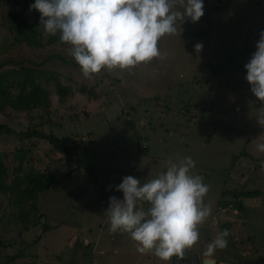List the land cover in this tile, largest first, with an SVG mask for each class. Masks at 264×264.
<instances>
[{
    "label": "rangeland",
    "instance_id": "374dc122",
    "mask_svg": "<svg viewBox=\"0 0 264 264\" xmlns=\"http://www.w3.org/2000/svg\"><path fill=\"white\" fill-rule=\"evenodd\" d=\"M213 1L227 3L210 13L207 8L213 5L203 3L204 15L198 22L188 17L178 20L177 34L158 43L166 57L130 70L104 69L86 79L65 43L44 47L19 43L1 50L0 62L41 63V68L56 71L62 83L71 86L73 93L59 99L54 85H48L51 120L44 130L67 143L86 138L78 156L96 168L93 176L86 168L77 170L74 159L43 138H0V151L5 152L10 170L16 165L13 150L26 146L34 167L49 166L58 180L38 193L39 222L24 230L20 220L11 218L4 231L0 226V244L5 246L0 254L22 252L9 264H170L152 252H137L128 233L110 232L101 202L104 193L115 192L124 177L133 176L143 184L166 171L169 159L185 157L195 161L190 174L202 176L208 185L204 204L211 207V215L198 226V243L186 251L203 256L207 245L227 229L228 220L232 222L228 246L207 259L264 264V152L257 150L264 143V101L250 91L244 67L264 31V0ZM4 12L0 9V19ZM26 15L30 22L36 18L30 9ZM5 33L0 28V45ZM198 43L203 45L199 52L194 50ZM217 68L221 72L214 77L212 69ZM81 85L87 89L83 93ZM164 96L173 111L155 106V100ZM201 109L207 112L205 120L200 118ZM27 121L25 111L7 107L0 112V123L17 131L28 126ZM143 141L146 152L140 154ZM225 189L258 192L239 197L241 212L227 206L218 210L219 200L231 197H222ZM0 199V218L17 215L5 197ZM83 236L90 245L82 244Z\"/></svg>",
    "mask_w": 264,
    "mask_h": 264
},
{
    "label": "clouds",
    "instance_id": "9594fccd",
    "mask_svg": "<svg viewBox=\"0 0 264 264\" xmlns=\"http://www.w3.org/2000/svg\"><path fill=\"white\" fill-rule=\"evenodd\" d=\"M33 9L40 13L45 35L59 33L61 42L70 45L69 54L86 79L104 69L124 71L164 59L161 38L177 34L178 20L188 17L195 23L204 15L203 0H35ZM202 47L198 43L194 50ZM255 47L244 65L245 79L252 94L264 101V31ZM78 140L84 142L72 141ZM257 150L264 152V143ZM167 163L166 171L143 184L133 176L122 179L116 191L123 193V200L109 198V231L128 233L140 254L183 260L200 239L198 226L211 215V207L204 204L209 187L202 176L190 174L195 167L191 157ZM228 235L227 229L219 232L204 255L225 249Z\"/></svg>",
    "mask_w": 264,
    "mask_h": 264
},
{
    "label": "trees",
    "instance_id": "16d2710c",
    "mask_svg": "<svg viewBox=\"0 0 264 264\" xmlns=\"http://www.w3.org/2000/svg\"><path fill=\"white\" fill-rule=\"evenodd\" d=\"M230 1L231 0H228V2ZM34 2L35 0H0V9H5V12L1 15L0 28L6 30V33L3 35V46L0 45V52L13 44L19 43H25L29 47H44L45 45L55 42L64 44L60 40L59 33L55 36H48L45 40L44 36L46 35L44 33V28L43 25H40V20L38 19V15H40V13L36 10L33 9L36 15L35 20L33 22L29 21L26 15V10L30 9V5ZM215 3L210 9H208L209 13L212 11H218L227 3V1L221 4L217 3L216 5ZM10 6L16 8L10 9ZM56 56L63 62H67L64 57L59 56L58 54L51 55V57ZM16 62L17 63H15L14 66H9L12 65L10 60L0 62V112H3L7 107H10L13 110L25 111L28 118V126L17 131L10 125L2 122L0 123V138L4 135L11 136V138L21 137L22 139H46L50 144L62 151L67 158L74 159L76 161L75 168L77 170L86 168L93 176L96 171L95 166L90 161L78 156V148L82 144L81 140H78V142L72 141L71 143H67L55 136L52 132L44 130V126L51 120V90L48 88V85L50 83L54 85L59 99H63L65 96L73 93L71 86L62 83L56 71L53 72L41 68V63L30 62V64H24L23 60ZM219 70V68L212 69L213 72L211 74L214 75V77H217L221 72ZM85 90H87L85 85H81L80 91L83 93ZM166 97L167 96H164V98L155 100V106L166 107L164 109L168 113L173 110L167 105ZM179 111H181V109H179ZM201 112L202 116L200 118L201 120H205V113L207 112L205 109H201ZM191 120L192 117L187 119V122L189 123ZM230 129L235 130L233 128ZM140 145L139 153H145V149L147 147L146 142L143 141ZM12 155L13 159L16 161V165L10 170L9 166L6 164L5 152L0 151V197H5L7 199V203L17 213V215H14L13 213L11 215L10 213L11 217L8 215L6 218L4 216L0 218V226L3 231L6 229V226L16 218L20 220L24 230H27L30 225L39 222V218L42 216V213L39 214L38 193L55 186L58 181L49 166L43 170L34 167V158L30 156V147H17L13 150ZM232 192L233 195H231ZM256 192H258V190L254 189L240 191H233V189L222 190V197L226 194H230L231 197L229 199H220L218 207L224 208L227 206L228 208L230 207L241 212L243 206L238 203L239 197H252ZM112 196L118 198L123 196V193L116 190L115 192H112L111 195L104 193L103 197H106L107 201L105 210L106 215L108 214L107 210L109 207V198ZM1 206L2 202L0 199V208ZM143 206L144 209L148 208L147 203H144ZM224 224L227 229L232 227V222L228 220H226ZM42 226L43 231L47 230V223L44 222ZM0 248L5 249L3 243L0 244ZM21 257V251L9 255L5 254L3 256L0 254V259L3 258V261L0 262V264H9ZM215 259L217 258L215 257Z\"/></svg>",
    "mask_w": 264,
    "mask_h": 264
},
{
    "label": "water",
    "instance_id": "95a60500",
    "mask_svg": "<svg viewBox=\"0 0 264 264\" xmlns=\"http://www.w3.org/2000/svg\"><path fill=\"white\" fill-rule=\"evenodd\" d=\"M41 221H45V219L41 218ZM170 264H219V261L202 258L197 252L186 251L185 258L183 260H178L174 256L171 258Z\"/></svg>",
    "mask_w": 264,
    "mask_h": 264
},
{
    "label": "crops",
    "instance_id": "0c3cea01",
    "mask_svg": "<svg viewBox=\"0 0 264 264\" xmlns=\"http://www.w3.org/2000/svg\"><path fill=\"white\" fill-rule=\"evenodd\" d=\"M203 3H205V5H207L208 3L209 4H212V5H214V1L213 0H210V1H206V0H203ZM215 5H216V3H215ZM207 10H208V8H207ZM59 127H61V125H58ZM53 171V170H52ZM106 201V197H103V200H102V202H101V206L103 205V210L105 211L106 210V206H107V201ZM105 202V203H104ZM148 207V206H147ZM105 217H108L107 215L105 216ZM89 239V238H88ZM82 244H85V245H90V242L87 240V237L86 236H83L82 237ZM87 242V243H86ZM93 248H94V246H93ZM99 252H102V250H99ZM193 252H195V251H193ZM199 253V252H198ZM201 255V254H200ZM201 257H203V258H207L206 256H202L201 255ZM214 258V257H213ZM219 264H221V262L219 263Z\"/></svg>",
    "mask_w": 264,
    "mask_h": 264
},
{
    "label": "built area",
    "instance_id": "2783aa9c",
    "mask_svg": "<svg viewBox=\"0 0 264 264\" xmlns=\"http://www.w3.org/2000/svg\"><path fill=\"white\" fill-rule=\"evenodd\" d=\"M117 199H119V200H123V196H120V197H118ZM109 208V207H108ZM107 216H108V214H107ZM87 243V242H86Z\"/></svg>",
    "mask_w": 264,
    "mask_h": 264
},
{
    "label": "flooded vegetation",
    "instance_id": "af4514ba",
    "mask_svg": "<svg viewBox=\"0 0 264 264\" xmlns=\"http://www.w3.org/2000/svg\"><path fill=\"white\" fill-rule=\"evenodd\" d=\"M203 258V257H202Z\"/></svg>",
    "mask_w": 264,
    "mask_h": 264
}]
</instances>
